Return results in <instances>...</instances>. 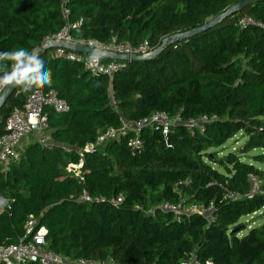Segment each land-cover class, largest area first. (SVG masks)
Instances as JSON below:
<instances>
[{
  "label": "trees",
  "instance_id": "1",
  "mask_svg": "<svg viewBox=\"0 0 264 264\" xmlns=\"http://www.w3.org/2000/svg\"><path fill=\"white\" fill-rule=\"evenodd\" d=\"M240 1L0 0V51L31 50L65 25L76 38L148 41L157 49L165 38ZM245 15L263 27L239 26ZM39 55L51 84L27 92L17 86L0 109V135L10 112L36 88H54L69 110H47L49 144L34 140L8 170H0V196L8 201L0 213V245L19 242L32 217L47 230L46 248L70 261L178 264L195 257L264 264V223L248 227L240 221L264 206V170L243 160L264 162V151L248 155L264 149V0L207 30L167 41L149 59L126 61L112 79L90 75L54 48ZM158 111L181 122L171 123L165 136L160 126H145L137 134L140 145L130 144L133 124ZM124 122L130 127L123 131ZM107 129L118 130L117 138L94 152L84 149ZM238 133L245 136L241 146L221 154L219 148ZM78 163L79 176L67 172L68 164ZM249 173L261 179L262 193L245 197ZM83 189L107 200L83 202ZM228 191L240 196L228 200ZM119 193L123 200L113 205L109 199ZM163 202L211 206L215 220L198 213L176 220L159 208Z\"/></svg>",
  "mask_w": 264,
  "mask_h": 264
},
{
  "label": "built area",
  "instance_id": "2",
  "mask_svg": "<svg viewBox=\"0 0 264 264\" xmlns=\"http://www.w3.org/2000/svg\"><path fill=\"white\" fill-rule=\"evenodd\" d=\"M239 26L258 25L263 27L261 23L255 22L250 16L245 15L238 20ZM47 40H55L66 43L82 44L88 47L95 46L97 43L106 46L110 53L122 54L127 56L133 55H150L155 50L148 41H143L137 45H132L129 42H119L115 38L108 41L98 39H80L74 37L70 33L68 25L63 26L59 31L49 34L45 37L42 44ZM55 54L66 60L82 64L83 68L92 76H105L112 79L113 75L125 67L126 61L108 60L101 61L99 65L89 62L90 54L76 53L64 48H56ZM4 88H0V95ZM53 110L57 113H64L69 110L68 102L62 98L54 88L47 90L36 88L32 90L22 108H14L5 120L4 132L0 135V170L6 171L11 163L17 159L16 150L20 143L29 135L38 133L37 141L42 145H47L48 139L46 133L49 129L47 110ZM203 121H208L207 117L202 118ZM181 122L179 116L169 119L167 114L162 111L154 112L149 117L136 121L133 124V129L136 131L135 137L129 140L132 145H140L137 137L138 132L145 126H160L163 129V136L171 123ZM189 121L188 123H192ZM128 123L123 124V131L128 128ZM118 130L107 129L100 133L96 140L85 145L86 151L94 152L105 142L116 139ZM83 152H80V161L82 160ZM81 163L68 164L67 171L79 176L78 168ZM247 180L250 184V191L245 194V197H251L255 194L262 193V181L255 174L249 173ZM240 195L228 191L225 198L228 200H236ZM79 199L83 202L106 201L103 196H92L86 190H82L79 194ZM123 200V194L119 193L115 197L109 199L113 205H118ZM8 207V201L0 196V213ZM159 208L164 211H170L174 214L176 220L191 213L200 215H210L212 221L215 217L211 215V206L204 208L198 205H189L183 207L181 204H172L163 202ZM36 221L30 217L25 224V235L19 239V242L9 245H0V264H18L24 262H37L39 264H124L113 259L105 261H97L88 258H79L74 261L67 260L53 251L46 248V233L44 226L36 227ZM156 264V263H152ZM178 264H212L209 260L199 261L195 257L179 262Z\"/></svg>",
  "mask_w": 264,
  "mask_h": 264
},
{
  "label": "clouds",
  "instance_id": "3",
  "mask_svg": "<svg viewBox=\"0 0 264 264\" xmlns=\"http://www.w3.org/2000/svg\"><path fill=\"white\" fill-rule=\"evenodd\" d=\"M88 60L99 65L105 60L110 51L106 46L97 43L92 46ZM39 48L28 50L19 47L7 51H0V64L10 62L5 70L0 71V88L8 85L22 86L25 92L37 85H50L51 73L47 67V61L39 55Z\"/></svg>",
  "mask_w": 264,
  "mask_h": 264
},
{
  "label": "water",
  "instance_id": "4",
  "mask_svg": "<svg viewBox=\"0 0 264 264\" xmlns=\"http://www.w3.org/2000/svg\"><path fill=\"white\" fill-rule=\"evenodd\" d=\"M252 1H254V0H242L239 3L229 7L228 9H226L220 15H218L214 18H211L210 20H208L206 23H204L203 25H201L199 27H196L194 29H191V30L183 32V33L175 34V35L171 36L169 39L165 38L162 42V45L159 48L155 49L153 51V53H151L150 55L127 56V55H122V54L110 53V55L107 58L112 59V60H119V61H136V60L149 59V58L153 57L154 55H156L161 50V48L164 46V44L167 41L169 43L175 42V41H178L180 39H185L189 36H192L198 32L207 30V29L211 28L212 26L223 21L226 17L239 12L240 10H242L246 5H248ZM38 48L40 50L39 53L43 52L49 48H54V49L64 48L66 50H70V51H73L76 53H82V54H90V51H91V49H90L91 47H88L86 45L66 43V42H60V41H55V40H47L44 44H41L40 46H38ZM16 88H17V86L13 87L12 85H8L5 87V89L3 90V92L0 95V109L6 103L7 99L15 91Z\"/></svg>",
  "mask_w": 264,
  "mask_h": 264
},
{
  "label": "rangeland",
  "instance_id": "5",
  "mask_svg": "<svg viewBox=\"0 0 264 264\" xmlns=\"http://www.w3.org/2000/svg\"><path fill=\"white\" fill-rule=\"evenodd\" d=\"M128 127H130V124L128 125ZM244 140H245V136L243 134L241 135L240 133H238V134H236V136L234 138L227 140L226 143L222 147H220L218 151H220L221 154H225L228 151L233 150L234 147H237L238 145L241 146V144L244 142ZM25 146L26 145H24V143H23V146H19L17 148V150H16L17 157L16 158L20 157ZM256 151L260 152V151H264V149L263 150L262 149L253 150V151L249 152V154H248L249 157H251L252 154H255ZM243 160L250 162L256 168L264 170V162H262V163L256 162L253 159H248V158H244ZM240 221L248 223V225H249L248 227H254V226H257L261 223H264V206L261 207L258 211L254 212L248 216L241 217ZM247 230H248L247 228L242 230L239 233V236L245 234L247 232Z\"/></svg>",
  "mask_w": 264,
  "mask_h": 264
},
{
  "label": "crops",
  "instance_id": "6",
  "mask_svg": "<svg viewBox=\"0 0 264 264\" xmlns=\"http://www.w3.org/2000/svg\"><path fill=\"white\" fill-rule=\"evenodd\" d=\"M50 133H48L47 132V139H48V135H49ZM37 136H38V133H35V134H32V135H29V136H27L22 142H21V144L19 145V146H23V143H24V145H28L29 143H31V142H33L34 140H37ZM48 143H49V141H48Z\"/></svg>",
  "mask_w": 264,
  "mask_h": 264
}]
</instances>
